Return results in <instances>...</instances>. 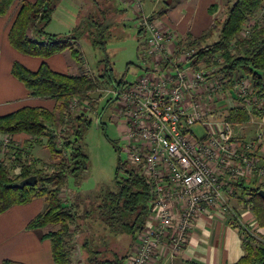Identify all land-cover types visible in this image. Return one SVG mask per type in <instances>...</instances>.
Returning a JSON list of instances; mask_svg holds the SVG:
<instances>
[{"label": "trees", "instance_id": "trees-1", "mask_svg": "<svg viewBox=\"0 0 264 264\" xmlns=\"http://www.w3.org/2000/svg\"><path fill=\"white\" fill-rule=\"evenodd\" d=\"M60 2L61 0H0V17L7 15L15 4L19 5L8 33L11 46L24 55L42 59L36 71L16 61L12 66L13 76L23 83L31 97L53 99L56 102L53 110L25 106L0 116V134L10 137L11 141L18 135L27 137L22 148L12 146L15 156L10 160H14L15 169H20L18 175H12L5 159L0 158V215L13 206L43 199L45 209L28 223L26 229L44 232L42 238L51 243L54 264H78L74 255L79 252H76V247L79 244V234L84 229L80 222L92 218V212L87 211L85 216H81L79 204L68 203L65 194L68 191L69 177L77 176L87 168L88 156L84 151V139L94 122L91 115L97 112L99 104V99H94L92 93L103 88H122L129 83L124 79L115 80L112 69L106 65L96 74L86 71L84 53L79 42L81 36L89 31L93 46L101 44L104 49L106 41H96L93 35L103 36L108 28V17L111 20L114 16L106 11L101 12L99 18L81 19L69 35L54 34L47 29ZM217 8V5H212L211 13L216 12ZM224 8V19H215L199 37L188 35L184 40L178 41V50L195 51L187 61L205 66L209 65L212 56L219 55L224 61L219 65L220 75L231 79L235 76L247 77L252 82L254 93L259 95L264 92V17L261 20H255L254 17L259 12L264 13V0H225ZM244 30L249 33L242 35ZM141 33L144 32L139 30L140 35ZM215 36L217 39L209 42ZM145 45L146 41L143 46ZM65 51L71 53L78 69L77 74L55 72L46 62L47 58ZM73 103H76L75 110L72 109ZM111 106L113 102L107 100L104 111ZM252 113L247 108L236 105L219 118L236 126L250 123L253 116H261L263 112L253 109ZM99 126L105 130L106 123H103L102 118ZM35 144H45L50 151L55 160L53 172L48 173L22 159L28 152L26 148ZM4 152L0 141V153L5 156ZM120 173L125 175L120 177ZM30 176L37 177L34 185L18 186L20 181ZM233 187L237 193L233 199L250 210L257 225L264 228V198L259 195L264 186L243 179L234 183ZM98 198L97 210L106 229L120 240L124 237L128 241V249L120 253L115 245L113 248L110 245L99 248L91 239H87L83 244L87 252L85 264H127V259L132 254H129V248L144 231L151 215L153 185L141 171L120 160L114 190H107ZM233 207L237 211L235 205ZM236 215L240 216L238 211ZM232 220L229 217V221ZM232 224L241 228L244 249V255L234 264H264V237L253 234L246 224ZM47 229L49 230L45 232ZM82 250L80 247L81 253ZM164 259L167 257H163ZM176 260L177 258L173 261L174 264H179ZM3 264L23 263L5 260Z\"/></svg>", "mask_w": 264, "mask_h": 264}, {"label": "built area", "instance_id": "built-area-1", "mask_svg": "<svg viewBox=\"0 0 264 264\" xmlns=\"http://www.w3.org/2000/svg\"><path fill=\"white\" fill-rule=\"evenodd\" d=\"M130 1L134 25L145 33L143 74L122 88L100 90L113 102L112 122L119 126L129 164L153 185L151 215L127 264L159 263L163 257L174 264L207 209L244 226L232 205L233 185L244 179L264 186V162L257 156L264 134L236 139L235 125L207 116L226 106L228 95L251 114L264 112V92L255 94L247 77L221 76L219 55L208 66L187 61L195 51H179L174 35L143 13L141 0ZM196 126L205 129L203 137L196 136ZM11 142L4 136L3 148Z\"/></svg>", "mask_w": 264, "mask_h": 264}, {"label": "crops", "instance_id": "crops-1", "mask_svg": "<svg viewBox=\"0 0 264 264\" xmlns=\"http://www.w3.org/2000/svg\"><path fill=\"white\" fill-rule=\"evenodd\" d=\"M70 1L77 5L75 11L79 13L74 16L73 14L68 15L72 17L68 22L70 24H65L64 29L55 30L54 34L69 35L79 25L81 19L100 17L99 14L105 11L114 16V21H123V23L133 21L134 23L135 15L130 0ZM141 2L143 13L153 17L163 32L172 33L178 41L184 40L188 35L200 36L213 24L217 13L224 4V0H141ZM212 5L218 7L214 13L210 11ZM18 8L19 5H14L7 15L0 17V116L25 106L53 110L56 105L53 99L31 97L23 83L12 74V66L16 61L32 71H36L42 62L40 58L18 52L9 42L8 33ZM71 21L73 22L72 26ZM47 30L49 31V29ZM141 35L139 34L138 38V54L143 61L145 37L143 38L144 33ZM73 61L71 53L68 51L46 59L52 70L62 74H70L69 70L74 66L77 69L76 63ZM147 61L154 60L150 58ZM86 65L85 61V68L88 70ZM136 69H141V67L138 66ZM73 71V74L78 73V69L74 68ZM219 116L215 112V114L207 116V119L217 121L220 119ZM257 118L258 120L250 122L249 125H239L240 130L238 128V131L236 125V139H255L259 131L264 134V112ZM251 125L254 127L252 128ZM195 134L201 138L205 135V131L202 136ZM3 137L4 134H0V141ZM26 139L25 135L14 137L18 143H23ZM257 154L258 158L264 162V139ZM45 206V201L38 198L24 205L13 206L0 215V264H3L5 260L23 264H54L51 243L48 239L42 238L44 232L26 229L28 223L42 212ZM235 207L242 221L253 234L264 237V228L257 225L253 213L242 205L236 204ZM243 255L244 249L239 227L233 225L226 215L217 210L207 209L198 217L189 233L187 245L176 261L179 264H234ZM165 260L162 259L157 264H165Z\"/></svg>", "mask_w": 264, "mask_h": 264}, {"label": "rangeland", "instance_id": "rangeland-1", "mask_svg": "<svg viewBox=\"0 0 264 264\" xmlns=\"http://www.w3.org/2000/svg\"><path fill=\"white\" fill-rule=\"evenodd\" d=\"M17 5L18 4H15V6ZM76 6L77 5L70 0H61L53 13V20L48 26L49 31L53 33L55 30L64 29V26H66L65 24H70L68 22L72 17L68 15L73 14L74 16L79 13L75 11ZM262 17H264V13L259 12L254 18L255 20L256 18L257 20H261ZM224 18L225 8L223 4L215 19L220 20ZM108 19L109 20L106 23L108 28L105 30L103 36L98 34L93 35V38L96 41H106L104 49L101 44H97L96 47L93 46L92 37L90 36L89 31L81 36L79 40L87 64L86 67L88 68L86 71L92 70L93 73L96 74L102 71L106 65L112 69V76L115 80L120 81L121 79H124V81L128 83L135 82L138 77L143 74L141 69H136L138 66H142V59L138 54V38L140 37L139 30L135 27L133 21H126L123 23V21H114L115 18L110 20V17H108ZM63 22L65 23L63 24ZM72 24L73 22L71 21V26ZM174 37L175 41H178L175 35ZM216 39L217 37L215 36L209 42H214ZM107 58L108 61H106ZM74 68L77 70L74 66L69 70L70 74H73ZM100 90L101 89H98L97 92L92 93L94 99H99V104L97 106V112L91 115L94 122L87 131L84 139V151L88 156L87 168L79 172L77 176L69 177L67 183L68 191L65 194L68 203L76 202L79 204V212L81 216H85L84 214L87 211L92 212V218L80 222L84 229L79 234V244L76 247V252H79L74 255L75 261L78 264H85L87 252L83 248V244L87 239H91L94 245L99 248H102L105 245H110V247L113 248L115 245L116 249L120 250V253H123L128 249L126 248L128 241L124 237L120 240L115 237L109 229H106L97 210L99 195L107 190H114L115 188V178L119 161H129V156L125 151V143L122 139L119 126L110 121V117H112L114 112L113 106L104 111L108 98L103 97L104 94L100 92ZM228 98L229 100L224 101L226 106H223L221 109L218 107L215 108L218 109L216 110L217 115L221 116L226 110L237 105V102L233 101L229 95ZM101 116L103 123H106L105 130L101 129L98 125V119ZM252 119L258 120L257 117H252L251 120ZM245 125H249V123ZM245 125L242 124V126ZM238 126L239 125H237V131L239 128ZM251 127L253 128L254 126L251 125ZM242 130H244L243 127ZM194 131L198 136H202L205 130L201 126H196L194 127ZM10 145L22 148V143H18L15 140H12ZM26 147L28 146H25V148ZM26 149H28V152L25 155V158H22L25 162H29L39 169H44L48 173L54 171L53 164L55 160L52 159L51 153L46 148L45 144H35L34 147H28ZM14 152L15 150L9 146L4 152L5 156L2 153L0 154V158L5 159L11 170V174L15 176L18 175L20 169H15L14 160H10L11 157L14 158ZM128 165L130 166L131 164L128 162ZM124 175V173H120V177ZM234 203L237 204L236 199H233L232 201V204L236 205ZM80 247H82L83 253H81ZM135 247L136 242L129 248V254L135 251ZM168 263H171L169 257L165 260V264ZM153 264H157V262H153Z\"/></svg>", "mask_w": 264, "mask_h": 264}, {"label": "water", "instance_id": "water-1", "mask_svg": "<svg viewBox=\"0 0 264 264\" xmlns=\"http://www.w3.org/2000/svg\"><path fill=\"white\" fill-rule=\"evenodd\" d=\"M102 116L98 119V125L99 122L101 121ZM37 182V177L36 176H30L26 179H23L22 181L19 182L18 186L20 187H25L29 185H34ZM259 195L264 198V190L259 191Z\"/></svg>", "mask_w": 264, "mask_h": 264}]
</instances>
